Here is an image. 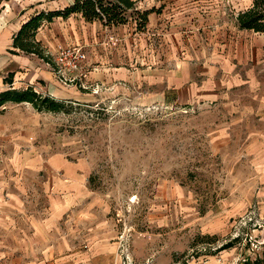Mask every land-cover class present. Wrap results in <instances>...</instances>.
Wrapping results in <instances>:
<instances>
[{
	"label": "rangeland",
	"instance_id": "obj_1",
	"mask_svg": "<svg viewBox=\"0 0 264 264\" xmlns=\"http://www.w3.org/2000/svg\"><path fill=\"white\" fill-rule=\"evenodd\" d=\"M135 16L126 25L140 32ZM138 34L116 50L117 65L151 63V37L142 49ZM263 36L240 33L239 58L254 60L255 78L241 68L243 81L214 86L218 92L204 100L155 98L141 73L127 87L97 93L83 75H65V90L91 92L66 101L67 110L3 102L0 185L21 189L25 213L15 219L51 218L65 193L50 190L48 177L68 174L50 160L63 157L78 164L85 190L59 210L60 236L48 239L64 262L83 250L93 252L90 264H241L247 257L264 264ZM3 70L0 79L9 82ZM19 238L14 245L23 251ZM29 245L40 249L35 239Z\"/></svg>",
	"mask_w": 264,
	"mask_h": 264
},
{
	"label": "crops",
	"instance_id": "obj_2",
	"mask_svg": "<svg viewBox=\"0 0 264 264\" xmlns=\"http://www.w3.org/2000/svg\"><path fill=\"white\" fill-rule=\"evenodd\" d=\"M70 1L2 2L0 69L10 74V81L3 82L0 79L4 84L0 90L31 85L37 91L59 98L87 99L88 96L85 95H89V91L81 92L77 87L66 90L62 88V79L55 74L56 71L52 70L53 67L48 61L35 53L12 46L13 33L31 13L41 8L60 7ZM251 2L252 0H135L137 8L152 7L147 15L146 29L140 32L135 29L129 31L126 22L105 25L99 19L86 20L80 13H71L67 17L57 16L49 22H44L38 27L35 36L51 55L57 47L81 45L87 64L83 77L92 86V93H97L103 87L105 91L115 87H127L131 82L137 81V77L142 73L143 80L151 87V95L155 98L174 101L204 100L212 97L214 92L217 93V88L243 81L241 68L243 73H246L245 78L252 77L250 81L255 78L252 68L254 60L241 58V61L239 58L240 33L248 29L240 28L236 21L238 11L249 6ZM134 33H142L141 36L138 34V44L142 49L144 46L148 47L145 36L150 35L152 40V61L147 68L141 70L129 64L115 63L116 50H125L126 45L128 47L131 44ZM259 33L264 35V32ZM246 55H249L248 49ZM78 78L82 76L79 75ZM50 162L56 168L64 167L65 164L64 172L68 174L59 176L53 172L48 177L47 183L50 187L47 186L50 190L61 189V193H65L63 198L57 196L56 199L60 202L55 203V210L50 219H36L27 215L22 220H16V211L25 213L21 210L24 206L19 192L21 189L0 185V264H17V261L18 264L20 261L23 264H90L92 251L70 252L67 259L71 261L64 262L62 257L59 258L56 246H47L48 239L60 236L59 230L63 222L58 220L59 210H65V205L70 201L85 195L81 174L77 171L78 164L68 163L63 157H57V160ZM50 194L56 195L53 192ZM17 226H27L29 231L23 229L17 234ZM17 237L24 243L23 251H17L15 248ZM33 239L40 242V249L37 251L30 248L29 244ZM32 260L35 262L32 263Z\"/></svg>",
	"mask_w": 264,
	"mask_h": 264
},
{
	"label": "trees",
	"instance_id": "obj_3",
	"mask_svg": "<svg viewBox=\"0 0 264 264\" xmlns=\"http://www.w3.org/2000/svg\"><path fill=\"white\" fill-rule=\"evenodd\" d=\"M152 10L137 8L135 0H71L63 6L56 8H41L31 13L12 35V46L25 52L35 53L42 59L51 62L55 67L52 56L45 46L35 36L40 25L51 21L54 17H67L71 13H80L86 20L99 19L105 25H116L127 22L132 14L136 21V29L145 28L147 15ZM236 21L240 28L256 32H264V0H252L251 4L240 9L236 14ZM264 49V44H263ZM11 100L14 102H29L37 110L60 111L67 110V102L71 98H59L49 93L40 92L33 86L7 87L0 90V105ZM232 244L226 242L218 248L222 249ZM258 260L245 258L241 264H257Z\"/></svg>",
	"mask_w": 264,
	"mask_h": 264
},
{
	"label": "built area",
	"instance_id": "obj_4",
	"mask_svg": "<svg viewBox=\"0 0 264 264\" xmlns=\"http://www.w3.org/2000/svg\"><path fill=\"white\" fill-rule=\"evenodd\" d=\"M54 53L53 61L55 67L53 69L59 74L60 78L68 75L74 79L75 76L84 74L86 70L84 64L86 54L81 45L69 44L60 46L56 48Z\"/></svg>",
	"mask_w": 264,
	"mask_h": 264
}]
</instances>
